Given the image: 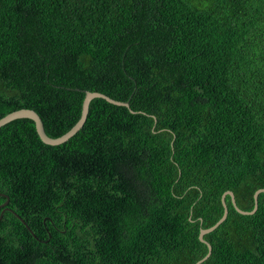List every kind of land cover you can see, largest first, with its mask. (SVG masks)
<instances>
[{
  "label": "trees",
  "instance_id": "obj_1",
  "mask_svg": "<svg viewBox=\"0 0 264 264\" xmlns=\"http://www.w3.org/2000/svg\"><path fill=\"white\" fill-rule=\"evenodd\" d=\"M0 264H194L264 189V0H0ZM130 110L133 112L131 113ZM201 264H264V193ZM23 221V223L15 216Z\"/></svg>",
  "mask_w": 264,
  "mask_h": 264
},
{
  "label": "water",
  "instance_id": "obj_2",
  "mask_svg": "<svg viewBox=\"0 0 264 264\" xmlns=\"http://www.w3.org/2000/svg\"><path fill=\"white\" fill-rule=\"evenodd\" d=\"M93 99H102L104 101H106L109 104L115 105V106H120V107H125L127 109H129V102H120V101H116L114 99H111L110 97L98 93V92H89V91H84V98L82 101V105H81V113H80V117L78 119V121L74 124V126L72 128H70V130H68L66 133H64L63 135L57 137V138H51L49 136L46 135L44 128H43V124L42 121L39 117V115L31 110V109H19L16 111H13L7 115H5L4 117H2L0 119V128L5 126L6 124L14 121V120H18V119H28L30 121L33 122L34 124V128L36 131V134L38 136V138L40 139V141L48 146H58L61 144L66 143L69 139H71L84 125L86 119H87V115H88V110H89V104ZM131 113H133L130 110ZM264 193V189H259L257 191H255V193L253 194V209L251 211H243L241 209H239L236 206L235 203V198L232 192L230 191H226L222 197H221V203H222V207H223V214L221 216V218L218 220V222H216L213 226H211L210 228L207 229H201L198 235V239L201 243L205 244V246L207 247V253L206 255L200 259L199 261H197L194 264H201L203 263L205 260H207L211 254V246L208 242H206L204 240V236L211 233L213 230H215L227 217V206L225 203V198L226 196L230 197L231 200V204L233 206V208L236 210V212H238L241 215H252L256 212L257 210V198L258 195ZM0 196H3L2 194H0ZM8 201V199H7ZM7 201L0 205V208L5 207L7 205ZM7 210V209H4ZM4 210L1 212L0 214V220L2 218V214L4 212ZM15 216L17 218H19L16 214ZM19 220L23 223V221L19 218Z\"/></svg>",
  "mask_w": 264,
  "mask_h": 264
}]
</instances>
